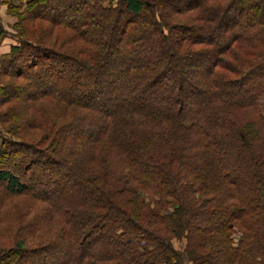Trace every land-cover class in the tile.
<instances>
[{"label": "trees", "instance_id": "16d2710c", "mask_svg": "<svg viewBox=\"0 0 264 264\" xmlns=\"http://www.w3.org/2000/svg\"><path fill=\"white\" fill-rule=\"evenodd\" d=\"M0 3V264H264V0Z\"/></svg>", "mask_w": 264, "mask_h": 264}, {"label": "rangeland", "instance_id": "374dc122", "mask_svg": "<svg viewBox=\"0 0 264 264\" xmlns=\"http://www.w3.org/2000/svg\"><path fill=\"white\" fill-rule=\"evenodd\" d=\"M75 6H77L78 8L82 7L79 4H75ZM0 7H1V9H3V8L5 9L4 13L8 17H10V19H11V23L0 22L3 29L5 30V32H3V39L0 43V45H2V43L4 41H9L11 44H13L16 42V38H14L13 35L15 33V31H14L16 28L15 24L17 23L16 21L18 20V17H16L15 15H13V16L10 15L7 12V8H6L5 4L0 3ZM21 28H23V25H21L20 29ZM5 53H7V52H5ZM1 54H3V53H1ZM2 79L6 80L5 78H2ZM182 91H184V90H182ZM5 95L6 94L2 92L0 94V99H1V97H5ZM261 101L264 103V95L262 96ZM8 107L9 106L5 104L4 106H1V109H2V111H4V110L8 109ZM48 111L52 117L57 115V109L53 110V106H51V107L48 106ZM38 117H40V116L38 115ZM40 121H41V119H40ZM16 123L17 122H14V124L9 123V124H6V126H9L10 129H12L11 132H13V131H15V129H14L15 126H17ZM86 128L87 129L85 131L86 132L85 134H87L88 137H91L97 133L100 126L98 124H95L92 126H87ZM21 134H25L28 137V139L38 140V138H39V133L34 132L33 130H30V131L27 130L25 132H22ZM13 137H15V136H13ZM61 163L66 165L68 167L69 171L71 169H75V167H73L72 165H70V163H68L66 161H61ZM28 203H31V202L26 197L17 196L14 198L6 199V203H4L5 205L0 209V221L2 222V223H0V251L5 250V248H8L14 244L15 236L12 233H14V231L16 232V230H17V224L15 221L21 220V222L25 226L23 228H27L29 224L30 225L32 224L33 216L35 214L39 213L41 211V209L45 210V208H47L46 203L41 204L43 206L36 203L34 206H32V210L27 213V211L29 209ZM21 216H23V217H21ZM172 244L175 247V249L177 248V249L183 251L184 240L180 241L178 239H175L172 241ZM58 254H60V253H58ZM43 264H48V263L46 262ZM185 264H192V262L187 260Z\"/></svg>", "mask_w": 264, "mask_h": 264}, {"label": "crops", "instance_id": "0c3cea01", "mask_svg": "<svg viewBox=\"0 0 264 264\" xmlns=\"http://www.w3.org/2000/svg\"><path fill=\"white\" fill-rule=\"evenodd\" d=\"M3 8V7H2ZM4 11H5V9L3 8V9H1V7H0V22H2V23H5V22H7V23H11V19H10V17H8L5 13H4ZM11 43L9 42V41H4L3 43H2V45H0V54L1 53H5V52H8L9 51V48H10V46L12 45H10Z\"/></svg>", "mask_w": 264, "mask_h": 264}]
</instances>
